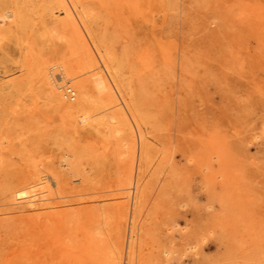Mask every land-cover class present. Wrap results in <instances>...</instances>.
<instances>
[{
	"label": "rangeland",
	"instance_id": "374dc122",
	"mask_svg": "<svg viewBox=\"0 0 264 264\" xmlns=\"http://www.w3.org/2000/svg\"><path fill=\"white\" fill-rule=\"evenodd\" d=\"M79 4V38L96 57L90 67L84 53H69L77 37L57 0H0V141L12 173L34 159L56 166L65 152L89 167L63 178L80 201L38 223L8 213L12 196L0 192V264L24 247L37 264L55 254L114 264L118 251L119 264H264V0ZM65 51L72 82L104 70L113 85L109 63L155 139L142 168L135 161L134 177L145 176L138 203L134 188L116 196L130 169L117 154L120 134L107 142V130L74 127L32 79Z\"/></svg>",
	"mask_w": 264,
	"mask_h": 264
},
{
	"label": "bare ground",
	"instance_id": "6f19581e",
	"mask_svg": "<svg viewBox=\"0 0 264 264\" xmlns=\"http://www.w3.org/2000/svg\"><path fill=\"white\" fill-rule=\"evenodd\" d=\"M57 1L64 12L67 13L63 22L64 25L71 28L77 37L76 40L73 38L69 40V53H84L86 58L84 64H89L88 67L95 65V54L89 53V45L79 38L81 29L78 22H85L86 18L83 8L80 7L79 0ZM79 8H81V11L78 10ZM0 10H5V7L0 8ZM6 12L8 17H13L15 11L7 9ZM98 53L100 58L106 57L107 54L104 49H99ZM66 55L65 51L61 60L38 68L32 79H39L43 89L47 91L49 100L54 102L55 106L63 112L64 117L72 121L74 127L80 128L92 125L103 132L107 130V133H109V135L105 134L107 142L113 141L112 137H116V132L120 134V137L118 136V140L115 142L116 146H118L117 154L129 159L130 169L118 186V189L123 191L117 193L116 196L129 197V191L134 188L135 202L138 203L143 195L142 182L145 176L134 177L135 161L138 160V167L142 168L143 163L150 158V148L155 139L148 130L142 127L141 115L136 109L137 106L133 105L125 96L117 73L109 63H105V69L109 73L114 87L119 89L120 94L123 96L121 102H119L118 98L119 93L116 94L113 90L114 87L104 70H92L85 80L72 82L75 78L74 66ZM56 68L60 69L57 72L59 73L58 75L54 71ZM76 98L77 100L74 101ZM93 105H97L103 110L98 112V114H93L90 109ZM114 105H116L115 107L118 106V108L113 109ZM137 141L140 142V151L137 149ZM1 143L2 141H0V192L3 194L9 192L12 196L11 201L4 203L5 205H11L8 213L17 211L20 214H25L23 216L24 220L30 219L32 222L38 223V220L42 218H50L52 215L58 214L61 208L66 211L67 206L76 200L80 201L79 198H72L74 195H80L79 193H72L66 190L63 178L65 175L77 178L87 171L89 167L85 166L82 163L83 161L78 160L73 153H63L59 164L56 166L46 165L48 163H45L43 159H34L27 164L25 170L14 174L11 169L12 158L10 153L12 152L9 148L7 151L4 150ZM145 171H148V168ZM212 176L217 178L214 174ZM7 181L9 184L3 186V183ZM99 210L105 212L108 208L102 204ZM137 238V230H134L130 239ZM134 251L135 249L132 248L131 252L134 253ZM43 252L47 255L52 254L49 249H45ZM118 253L119 251L113 260L114 264H119ZM166 254L170 256V251L166 250ZM51 258L47 264H78L73 259L68 260L57 254ZM8 261V264H37L36 255L25 247L21 251L19 250L16 255L11 256Z\"/></svg>",
	"mask_w": 264,
	"mask_h": 264
},
{
	"label": "built area",
	"instance_id": "2783aa9c",
	"mask_svg": "<svg viewBox=\"0 0 264 264\" xmlns=\"http://www.w3.org/2000/svg\"><path fill=\"white\" fill-rule=\"evenodd\" d=\"M73 93V92H72Z\"/></svg>",
	"mask_w": 264,
	"mask_h": 264
}]
</instances>
